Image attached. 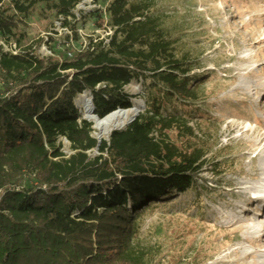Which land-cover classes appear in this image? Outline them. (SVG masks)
Masks as SVG:
<instances>
[{
  "label": "trees",
  "instance_id": "obj_1",
  "mask_svg": "<svg viewBox=\"0 0 264 264\" xmlns=\"http://www.w3.org/2000/svg\"><path fill=\"white\" fill-rule=\"evenodd\" d=\"M85 1L0 6V264H152L140 244L147 212L197 192L209 167L226 174L191 126L206 120L197 104L207 77L194 74L200 63L181 49L183 30L158 14L157 0H114L105 11L112 36L74 56L44 60L22 49L19 17L44 4L68 28ZM13 45L18 56L4 52ZM134 82L145 112L99 145L76 100L90 94L104 120L133 108L125 88Z\"/></svg>",
  "mask_w": 264,
  "mask_h": 264
},
{
  "label": "rangeland",
  "instance_id": "obj_2",
  "mask_svg": "<svg viewBox=\"0 0 264 264\" xmlns=\"http://www.w3.org/2000/svg\"><path fill=\"white\" fill-rule=\"evenodd\" d=\"M113 1L99 0L101 20L85 15L68 29L56 25L44 4L37 5L27 19L19 17V34L25 35L22 49L33 48L44 60H59L83 51L90 40L108 39L112 32L105 11ZM157 3L158 14L183 30L181 49L200 63L194 74L207 77L205 100L197 104L206 120L195 119L191 126L208 144L209 159L225 163L226 174L216 178L209 167L198 178L197 192L148 211L140 244L155 254L152 264H264V0ZM1 5L10 7L11 0H0ZM125 93L133 97V105L143 107V114L141 84L132 83ZM85 96L92 101L90 94ZM80 97L76 107L88 121ZM61 144L71 156L70 144ZM98 155L89 154L91 159Z\"/></svg>",
  "mask_w": 264,
  "mask_h": 264
},
{
  "label": "bare ground",
  "instance_id": "obj_3",
  "mask_svg": "<svg viewBox=\"0 0 264 264\" xmlns=\"http://www.w3.org/2000/svg\"><path fill=\"white\" fill-rule=\"evenodd\" d=\"M80 101H82L81 108L85 113L87 120L93 124L94 128L97 131L96 138L99 142H103L110 136L112 132L122 130L124 127L129 126V124L135 118L139 117L141 111L143 110L142 106L133 105V108L129 111H118L108 116L104 120H99L95 117L94 107L91 99L84 95L80 97Z\"/></svg>",
  "mask_w": 264,
  "mask_h": 264
},
{
  "label": "built area",
  "instance_id": "obj_4",
  "mask_svg": "<svg viewBox=\"0 0 264 264\" xmlns=\"http://www.w3.org/2000/svg\"><path fill=\"white\" fill-rule=\"evenodd\" d=\"M93 8V9H92ZM94 10H102L100 8H98V5L95 4L92 0H87L85 2H83L81 5H79L76 10L74 11V15L77 17V20L81 19L80 15H88L89 13L94 12ZM68 23H73V19L69 18ZM63 23H65V20L62 18L57 19V26L62 27L63 29H68L65 28L63 26ZM4 52L5 53H10L13 56H18L20 54L19 49H17V47L15 45H13L12 47H3ZM48 51V49H46ZM52 53L50 52L49 55H51ZM71 57V55H69Z\"/></svg>",
  "mask_w": 264,
  "mask_h": 264
},
{
  "label": "water",
  "instance_id": "obj_5",
  "mask_svg": "<svg viewBox=\"0 0 264 264\" xmlns=\"http://www.w3.org/2000/svg\"><path fill=\"white\" fill-rule=\"evenodd\" d=\"M96 117V116H95ZM138 118V117H137ZM137 118H135L130 124H132ZM98 119V118H97ZM129 124V125H130ZM118 131H121V130H118ZM101 144V142H99V145Z\"/></svg>",
  "mask_w": 264,
  "mask_h": 264
}]
</instances>
